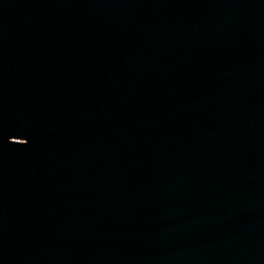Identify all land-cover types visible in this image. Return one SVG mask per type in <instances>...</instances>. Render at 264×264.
Here are the masks:
<instances>
[{"label":"water","instance_id":"95a60500","mask_svg":"<svg viewBox=\"0 0 264 264\" xmlns=\"http://www.w3.org/2000/svg\"><path fill=\"white\" fill-rule=\"evenodd\" d=\"M0 264H264V0H0Z\"/></svg>","mask_w":264,"mask_h":264}]
</instances>
